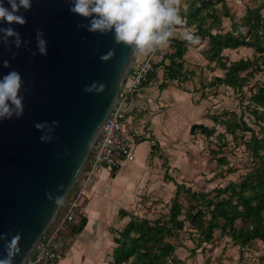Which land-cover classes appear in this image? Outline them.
I'll list each match as a JSON object with an SVG mask.
<instances>
[{
	"label": "water",
	"instance_id": "95a60500",
	"mask_svg": "<svg viewBox=\"0 0 264 264\" xmlns=\"http://www.w3.org/2000/svg\"><path fill=\"white\" fill-rule=\"evenodd\" d=\"M23 15L27 23L13 27L27 44L0 45V77L16 70L29 89L22 91L23 117L0 122V233L10 234L9 240L22 236L14 264L26 260L64 204L104 120L116 109L134 57L130 48L114 43L111 33L78 29L88 21L72 14L65 0H33ZM37 30L44 33L47 56L36 48ZM113 48L114 58L101 62L100 55ZM3 60L10 62L8 68ZM93 81L105 84V91L85 93L84 86ZM53 120L59 121L53 133L58 139L42 143L43 133L33 125ZM45 192L62 197L61 203ZM4 244L0 241V256L6 254Z\"/></svg>",
	"mask_w": 264,
	"mask_h": 264
},
{
	"label": "trees",
	"instance_id": "16d2710c",
	"mask_svg": "<svg viewBox=\"0 0 264 264\" xmlns=\"http://www.w3.org/2000/svg\"><path fill=\"white\" fill-rule=\"evenodd\" d=\"M254 2L259 4L247 7L243 16L237 19L229 11L225 0H190L186 11H181L186 26L192 27V32L201 37V43H205L203 54L207 64L217 65L223 72V76L212 78L209 87L222 85L241 91L249 78L263 71L264 0ZM223 19L229 20L226 31ZM170 46L173 52L164 56L165 62L155 65V72L161 69L164 80L168 82L190 81L195 73L185 68L189 44L181 38H173ZM239 48L251 50L253 59L229 63L223 52ZM155 72L150 76L152 81ZM246 109L257 130L251 128L242 115L238 120L236 114H231L228 119L212 116L210 120L220 124L224 134H230L235 139L236 132L249 135L243 143L250 159V170L238 181L214 189L213 197H210V192L192 191L174 183L175 192L166 219L161 222L129 219L112 238L115 247L110 264H179L172 256L175 246L167 242V238L181 231L185 223L198 233L200 242L209 243L214 232H219L222 237L230 238L239 249L250 247L254 242L264 243V84L251 92ZM196 132L206 137L215 134L214 129L197 123L189 129L190 134ZM151 149L156 151L157 145L153 144ZM223 161L218 160L219 164ZM117 169H112V175ZM183 195L185 204L180 201ZM79 213L69 226V235L81 233L86 225V218Z\"/></svg>",
	"mask_w": 264,
	"mask_h": 264
},
{
	"label": "rangeland",
	"instance_id": "374dc122",
	"mask_svg": "<svg viewBox=\"0 0 264 264\" xmlns=\"http://www.w3.org/2000/svg\"><path fill=\"white\" fill-rule=\"evenodd\" d=\"M225 3L235 19L243 16L247 7L252 8L259 4L254 0H225ZM222 22L224 28H228L229 20L223 19ZM205 50L204 43L189 45L185 54V68L193 70L195 75L183 84L172 83L187 94L184 95L183 108H180L182 112H178L179 120H174L163 146L158 148L154 141L157 150L147 157L140 167H130L126 174V199L121 200V210L116 218H106L105 233L101 232L97 236L94 250H88V255H91L88 264L112 262L111 254L115 247L112 238L125 227L129 219L164 221L174 196V183L192 191L210 192V197H213L214 189L238 181L250 170V159L243 143L249 135L236 132L235 139L230 134H224V128L220 124H214L210 118L225 116V119H228L231 114H236L238 120L242 115L248 125L257 130L247 112L246 104L251 92L264 84V65L263 71L249 78L241 91L222 85L209 87L212 78L223 76V72L217 65L207 64L203 54ZM223 54L229 63L239 59L251 60L254 57L253 52L246 48L226 50ZM243 75L244 73L241 74ZM121 91H124L123 86ZM188 100L190 105L187 109ZM175 105H178V102H175ZM196 123L214 129L215 134L210 137L198 132L190 134V126ZM219 159L224 160V163L219 164ZM83 175L84 167L66 200L73 195ZM97 178L87 188L94 186ZM180 201L185 204L184 195ZM63 207L64 204L54 218L61 214ZM167 242L175 246L172 256L179 264H264V243L254 242L250 247L239 249L233 245L230 238L222 237L219 232H214V237L209 243L200 242L198 233L187 223L181 231L167 238Z\"/></svg>",
	"mask_w": 264,
	"mask_h": 264
},
{
	"label": "clouds",
	"instance_id": "9594fccd",
	"mask_svg": "<svg viewBox=\"0 0 264 264\" xmlns=\"http://www.w3.org/2000/svg\"><path fill=\"white\" fill-rule=\"evenodd\" d=\"M32 2L33 0H0V45L8 47L11 41L19 49L27 44L13 26H24L27 23L23 12L31 10ZM65 3L69 5L72 14L88 21L87 24L78 23V29L101 35L111 33L116 45L130 48L135 56L153 54L168 47L177 34L189 45L201 43V37L186 27V19L181 15V0H65ZM35 39L39 54L47 56V41L43 31L37 30ZM32 55L36 53L33 52ZM15 56L13 53V58ZM114 56L113 48L100 55L99 59L107 63ZM2 66L8 68L10 62L3 60ZM105 88V84L93 81L90 85H85L83 90L85 93L101 94ZM22 91L27 93L29 89L25 87V81L18 71L11 70L0 77V122L23 117L25 96ZM33 126L43 133L40 136L42 143L58 139L53 136L59 126L58 120L34 123ZM64 155L70 153L65 151ZM45 196L56 204L62 201V197H54L51 192H45ZM8 235L10 234L0 233V241H5L6 253L0 256V264H14L15 257L21 252V234L12 235L10 240Z\"/></svg>",
	"mask_w": 264,
	"mask_h": 264
},
{
	"label": "crops",
	"instance_id": "0c3cea01",
	"mask_svg": "<svg viewBox=\"0 0 264 264\" xmlns=\"http://www.w3.org/2000/svg\"><path fill=\"white\" fill-rule=\"evenodd\" d=\"M188 1L190 0H181L182 12L186 11ZM186 27L193 30L192 27ZM175 38L181 37L177 34ZM172 52L170 44L159 50L163 56ZM144 56H136V60H141ZM185 59L187 60L186 57ZM153 82L152 86H143L127 94L128 107L124 110L123 121L135 162L133 160L125 163L114 175L112 170L102 169L98 174L97 183L85 189L79 214L86 218V225L81 233L68 234L67 241L60 245L61 261L58 264H88L90 255L88 250H94L97 236L101 232L105 233L106 218L108 216L116 218L121 210V200L126 199L125 186L128 183L126 174L130 167H140L145 159L153 154L151 151L153 144L156 143L158 148L163 146V141L168 139L174 120H179L178 112L183 108L186 93L183 89L174 86L172 84L174 82L164 80L161 69L156 70ZM175 102H178V105H175ZM186 103L188 109L190 101ZM180 121L183 122L181 118Z\"/></svg>",
	"mask_w": 264,
	"mask_h": 264
},
{
	"label": "built area",
	"instance_id": "2783aa9c",
	"mask_svg": "<svg viewBox=\"0 0 264 264\" xmlns=\"http://www.w3.org/2000/svg\"><path fill=\"white\" fill-rule=\"evenodd\" d=\"M162 62L164 56L159 51L145 55L141 60H136L134 55L123 85L124 91L120 90L115 103L116 109L109 112L90 148L83 165L82 179L73 195L64 202L61 214L51 221L22 264H58L61 261L59 247L67 241L69 226L75 222V216L80 211L81 199L87 186L95 181L102 169L112 170L134 160L123 121L124 110L128 107L127 94L144 85L152 86L154 82L150 76L155 72V65Z\"/></svg>",
	"mask_w": 264,
	"mask_h": 264
}]
</instances>
